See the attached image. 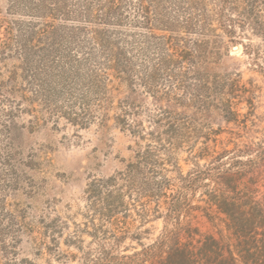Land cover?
I'll use <instances>...</instances> for the list:
<instances>
[{
  "label": "rangeland",
  "instance_id": "1",
  "mask_svg": "<svg viewBox=\"0 0 264 264\" xmlns=\"http://www.w3.org/2000/svg\"><path fill=\"white\" fill-rule=\"evenodd\" d=\"M37 1L0 0V39L5 28L11 33L0 53V264H81L72 242L94 250L114 233L101 203L87 192L92 180L124 171L149 142L155 143L153 158L164 163L155 170L165 167L164 175L171 178L191 170L187 146H200L206 134L210 147L216 140V147L228 150L264 139V32L236 27L241 38L231 41L213 17V32L203 34L196 18L203 8L215 14L213 0H197V6L188 0H145L152 34L140 24L137 0H117L114 12L103 0H51L44 7L56 9L53 34L29 43V22L40 18ZM225 11V17L235 16ZM256 13L264 30V7ZM187 18H192L191 28H184ZM164 36L190 49L195 62L183 64L185 68L159 65L166 50ZM152 66H157L153 93H147L142 81ZM104 70L121 78L113 75L109 82L100 77L92 83V71ZM153 95L169 104L184 140L141 137L153 127L158 110ZM223 96L245 129L238 131L234 122L224 121L219 109ZM82 110L97 119L82 127L68 121ZM123 110L139 128L124 126ZM150 176L145 168L140 179ZM201 189L193 203H198ZM119 190L127 221L138 227L136 189H130V197L123 185ZM194 215L202 232L227 235L217 219ZM143 225L142 242L149 243L163 223L150 219ZM129 244L134 243L125 246Z\"/></svg>",
  "mask_w": 264,
  "mask_h": 264
},
{
  "label": "trees",
  "instance_id": "2",
  "mask_svg": "<svg viewBox=\"0 0 264 264\" xmlns=\"http://www.w3.org/2000/svg\"><path fill=\"white\" fill-rule=\"evenodd\" d=\"M49 1L51 0H38L35 3L40 18L29 22L27 42H39L45 35L53 34L52 23L56 19V9L44 7ZM103 1L109 12H114L119 6L117 0ZM213 1L217 6L215 14L209 15L205 12L207 8H203L202 15L196 18V24L203 34L213 32V17L231 41L241 38L236 32V27L242 31L250 27L252 31L264 32L262 23L258 21L260 16L256 13L258 7H264V0ZM137 2L142 18L140 24L152 34L149 7L145 0ZM188 3L190 6L198 5L197 0H188ZM226 9L234 12L235 16L225 17ZM191 20L192 18L185 20L184 28H191ZM3 34V39H0V53L9 45L10 29L5 28ZM163 40L166 50L159 60V65L183 66L195 62V57L186 46L174 44L170 36H164ZM195 45L197 48L202 46L199 42ZM244 49L247 50V46H244ZM107 69L114 68L108 66ZM156 71L157 66L148 70L146 79L142 81L143 91L153 93L152 83ZM92 73V83L99 81L100 77L109 82L110 76L114 75V79L121 78L118 72L109 74L107 70L102 74L94 71ZM234 88L235 85L231 87V92ZM153 97L158 107L152 118L153 127L141 137L160 141L166 135L169 140H175L177 137L184 140V134L175 129L171 120L169 104H161V96ZM22 98L25 99V96ZM125 100L129 102L130 99L126 97ZM232 105L224 96L220 99L222 118L225 122H234L238 131L245 129V125L241 126L244 123L241 119L238 120L239 114ZM127 114L128 111L123 110L121 121L124 126L132 129L134 123V126L139 128V124L128 120ZM71 115L74 116H69L68 121L81 127L97 119L86 110L73 112ZM100 117V121L105 118L104 114ZM209 136L206 134L198 147L187 146L188 155L194 165L185 174L178 172L169 178L163 173L167 168L155 170V167L164 163H159L153 158L156 147H153L155 143L149 142L135 154L134 162L129 163L124 171L92 180L87 192L91 198L101 203L102 215L114 233L112 238L98 244L94 250H83L77 242H72V246L76 247L80 254L81 264H264V139L252 145H244L242 149L235 145L233 149L228 150L225 147H216V140L212 139L213 146L210 147ZM200 160L204 163L199 164ZM145 168L151 176L140 179ZM122 185L126 188L128 197L131 195L130 189H136L135 201L139 206L136 210L138 227L134 226L133 221H127L129 213L126 210L123 190H119ZM197 189H201L198 203H193ZM195 212H201L209 221L217 219L223 224L227 235L216 237L211 233L202 232L193 223ZM150 219L161 220L162 229L152 241L143 243L142 235L146 230L141 231L139 228ZM127 241L134 244L125 246ZM90 242H93V238Z\"/></svg>",
  "mask_w": 264,
  "mask_h": 264
},
{
  "label": "bare ground",
  "instance_id": "3",
  "mask_svg": "<svg viewBox=\"0 0 264 264\" xmlns=\"http://www.w3.org/2000/svg\"><path fill=\"white\" fill-rule=\"evenodd\" d=\"M234 51L238 52L239 51V47L234 48Z\"/></svg>",
  "mask_w": 264,
  "mask_h": 264
}]
</instances>
